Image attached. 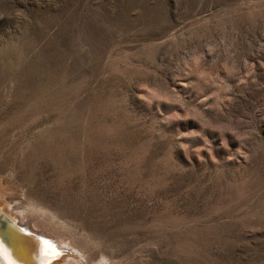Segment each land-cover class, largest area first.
Instances as JSON below:
<instances>
[{
    "label": "rangeland",
    "instance_id": "rangeland-1",
    "mask_svg": "<svg viewBox=\"0 0 264 264\" xmlns=\"http://www.w3.org/2000/svg\"><path fill=\"white\" fill-rule=\"evenodd\" d=\"M0 208L56 264H264V0H0Z\"/></svg>",
    "mask_w": 264,
    "mask_h": 264
},
{
    "label": "bare ground",
    "instance_id": "bare-ground-1",
    "mask_svg": "<svg viewBox=\"0 0 264 264\" xmlns=\"http://www.w3.org/2000/svg\"><path fill=\"white\" fill-rule=\"evenodd\" d=\"M17 214L18 213H12L9 215L5 210L0 208V237H2L6 242V246L9 248L11 255L17 260V264H35L39 255L36 241L35 239H31V236L26 234L31 233L36 236V238L45 237L34 233L35 231L32 227L29 228L26 225H22V222H20ZM18 222L22 225V227L17 224ZM27 228L34 232H30ZM21 230L27 233L23 234ZM62 247L72 248L75 252L79 251L76 248H73L70 244H62Z\"/></svg>",
    "mask_w": 264,
    "mask_h": 264
},
{
    "label": "snow or ice",
    "instance_id": "snow-or-ice-1",
    "mask_svg": "<svg viewBox=\"0 0 264 264\" xmlns=\"http://www.w3.org/2000/svg\"><path fill=\"white\" fill-rule=\"evenodd\" d=\"M34 239L39 254L35 264H56L62 253L57 248L55 242L47 238L34 237ZM0 264H17V260L11 255L2 237H0Z\"/></svg>",
    "mask_w": 264,
    "mask_h": 264
},
{
    "label": "water",
    "instance_id": "water-1",
    "mask_svg": "<svg viewBox=\"0 0 264 264\" xmlns=\"http://www.w3.org/2000/svg\"><path fill=\"white\" fill-rule=\"evenodd\" d=\"M21 232L23 233V234H26L27 232H24L23 230H21ZM26 235H28V236H31V239H34V237L36 238V236H34V235H32L31 233L30 234H26ZM38 238V237H37Z\"/></svg>",
    "mask_w": 264,
    "mask_h": 264
}]
</instances>
